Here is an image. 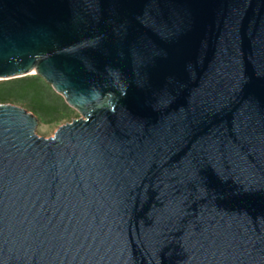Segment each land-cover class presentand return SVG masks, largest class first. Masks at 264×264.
<instances>
[{
	"label": "water",
	"instance_id": "obj_1",
	"mask_svg": "<svg viewBox=\"0 0 264 264\" xmlns=\"http://www.w3.org/2000/svg\"><path fill=\"white\" fill-rule=\"evenodd\" d=\"M0 264H264V0H0Z\"/></svg>",
	"mask_w": 264,
	"mask_h": 264
},
{
	"label": "trees",
	"instance_id": "obj_2",
	"mask_svg": "<svg viewBox=\"0 0 264 264\" xmlns=\"http://www.w3.org/2000/svg\"><path fill=\"white\" fill-rule=\"evenodd\" d=\"M0 104L21 106L40 120L58 126L68 123L77 113L38 75L0 80Z\"/></svg>",
	"mask_w": 264,
	"mask_h": 264
},
{
	"label": "rangeland",
	"instance_id": "obj_3",
	"mask_svg": "<svg viewBox=\"0 0 264 264\" xmlns=\"http://www.w3.org/2000/svg\"><path fill=\"white\" fill-rule=\"evenodd\" d=\"M75 118H79V114L76 113V115L74 116L73 119ZM72 120H69V122H71ZM64 125V124H63ZM60 126L58 125H50L46 122H44L43 120H40L38 129H37V133L39 136L41 137H51L54 135V133L56 132V130L59 128Z\"/></svg>",
	"mask_w": 264,
	"mask_h": 264
}]
</instances>
